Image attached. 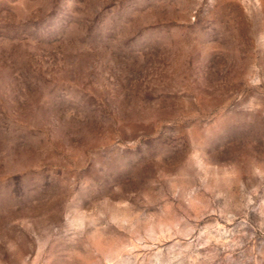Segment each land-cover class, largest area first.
<instances>
[{
  "label": "rangeland",
  "instance_id": "374dc122",
  "mask_svg": "<svg viewBox=\"0 0 264 264\" xmlns=\"http://www.w3.org/2000/svg\"><path fill=\"white\" fill-rule=\"evenodd\" d=\"M0 264H264V0H0Z\"/></svg>",
  "mask_w": 264,
  "mask_h": 264
}]
</instances>
